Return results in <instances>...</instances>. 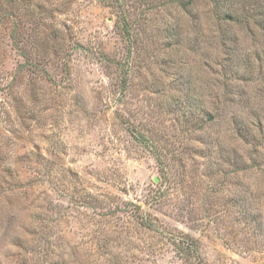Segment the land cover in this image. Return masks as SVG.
Listing matches in <instances>:
<instances>
[{
  "label": "rangeland",
  "instance_id": "rangeland-1",
  "mask_svg": "<svg viewBox=\"0 0 264 264\" xmlns=\"http://www.w3.org/2000/svg\"><path fill=\"white\" fill-rule=\"evenodd\" d=\"M262 3L0 0V264H264Z\"/></svg>",
  "mask_w": 264,
  "mask_h": 264
},
{
  "label": "trees",
  "instance_id": "trees-1",
  "mask_svg": "<svg viewBox=\"0 0 264 264\" xmlns=\"http://www.w3.org/2000/svg\"><path fill=\"white\" fill-rule=\"evenodd\" d=\"M211 2L213 3V6H214L215 9L220 8V10H219V12H218V14L216 16V20L217 21H219V22H222V21H235V19L238 18V16L230 15L227 12L229 10H225V9H227V6L231 7V5H230L231 0H211ZM262 5H264V0H263ZM257 17H259V19L262 21V22L259 21L258 23H262L264 25V6L260 8L259 13H257ZM124 32L127 33V30H125ZM228 39L229 38H227L224 42H227Z\"/></svg>",
  "mask_w": 264,
  "mask_h": 264
}]
</instances>
